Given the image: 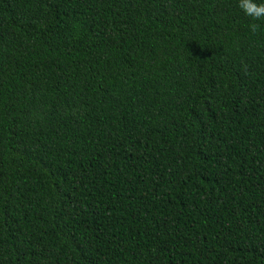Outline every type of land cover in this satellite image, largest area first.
<instances>
[{
	"label": "trees",
	"instance_id": "16d2710c",
	"mask_svg": "<svg viewBox=\"0 0 264 264\" xmlns=\"http://www.w3.org/2000/svg\"><path fill=\"white\" fill-rule=\"evenodd\" d=\"M0 264H264V19L0 0Z\"/></svg>",
	"mask_w": 264,
	"mask_h": 264
},
{
	"label": "clouds",
	"instance_id": "9594fccd",
	"mask_svg": "<svg viewBox=\"0 0 264 264\" xmlns=\"http://www.w3.org/2000/svg\"><path fill=\"white\" fill-rule=\"evenodd\" d=\"M238 7L244 12V14L253 20L264 19V2H258V0H238ZM252 32L258 30L259 25L252 23L249 25Z\"/></svg>",
	"mask_w": 264,
	"mask_h": 264
}]
</instances>
